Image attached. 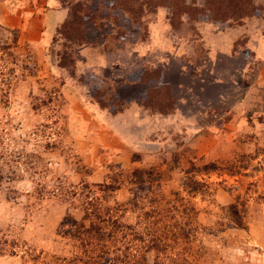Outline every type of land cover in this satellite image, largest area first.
<instances>
[{
    "label": "rangeland",
    "instance_id": "1",
    "mask_svg": "<svg viewBox=\"0 0 264 264\" xmlns=\"http://www.w3.org/2000/svg\"><path fill=\"white\" fill-rule=\"evenodd\" d=\"M0 264H264V0H0Z\"/></svg>",
    "mask_w": 264,
    "mask_h": 264
},
{
    "label": "trees",
    "instance_id": "2",
    "mask_svg": "<svg viewBox=\"0 0 264 264\" xmlns=\"http://www.w3.org/2000/svg\"><path fill=\"white\" fill-rule=\"evenodd\" d=\"M175 9H176V12H178V10L183 11V7H181L179 5H176ZM162 72H163V69H158L156 71L154 70V73H157V74H163ZM151 73H153V71H151Z\"/></svg>",
    "mask_w": 264,
    "mask_h": 264
},
{
    "label": "crops",
    "instance_id": "3",
    "mask_svg": "<svg viewBox=\"0 0 264 264\" xmlns=\"http://www.w3.org/2000/svg\"><path fill=\"white\" fill-rule=\"evenodd\" d=\"M138 110H140V109L137 108V107L132 108V111L135 112V113H136ZM129 112H131V111H129Z\"/></svg>",
    "mask_w": 264,
    "mask_h": 264
}]
</instances>
